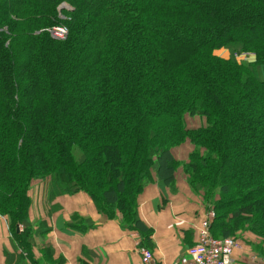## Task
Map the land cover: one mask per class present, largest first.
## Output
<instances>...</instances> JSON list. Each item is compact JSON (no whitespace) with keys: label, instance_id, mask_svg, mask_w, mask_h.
Wrapping results in <instances>:
<instances>
[{"label":"trees","instance_id":"1","mask_svg":"<svg viewBox=\"0 0 264 264\" xmlns=\"http://www.w3.org/2000/svg\"><path fill=\"white\" fill-rule=\"evenodd\" d=\"M64 2L60 42L44 30ZM188 140L213 236L264 238V0H0V215L12 227L31 230L38 180L50 199L88 194L148 241L139 196L154 177L174 190L172 148Z\"/></svg>","mask_w":264,"mask_h":264},{"label":"crops","instance_id":"2","mask_svg":"<svg viewBox=\"0 0 264 264\" xmlns=\"http://www.w3.org/2000/svg\"><path fill=\"white\" fill-rule=\"evenodd\" d=\"M37 192V203L28 211L31 230L12 227L0 215V264H144L146 249L155 264H182L208 212L181 168L174 190L162 191L154 177L139 196V216L152 232L148 241L123 228L119 213H100L86 193L50 199L48 183ZM238 252L235 264H244Z\"/></svg>","mask_w":264,"mask_h":264},{"label":"rangeland","instance_id":"3","mask_svg":"<svg viewBox=\"0 0 264 264\" xmlns=\"http://www.w3.org/2000/svg\"><path fill=\"white\" fill-rule=\"evenodd\" d=\"M70 10H72V7L67 2H64L59 7V11H60L59 12V18H60L59 24L60 25L61 24L63 26L65 25V22L68 19V14L66 11H70ZM61 18L64 21H62ZM65 26L67 27V25H65ZM52 28H48V29L44 30L51 37H52V35L50 34L49 30H51ZM68 35H69V33H68ZM68 35H67V38H68ZM246 35H250V34H246ZM53 39H55V38H53ZM55 40H57V39H55ZM65 40H63V41H65ZM57 41L63 42L62 40H57ZM214 54L220 58L225 59V60H229L231 57L230 52L225 48H220V49L215 50ZM236 59L239 63L254 64L257 61V56L255 53H243L241 55H237ZM185 126L187 129H190V130H198L200 128H205L207 126V120L205 118L198 117V116H195V117L186 116ZM194 151H195V145L191 142V140H188L185 143L176 145L172 148V153H173L174 157H177V162L179 163L178 167H177V171L179 168L182 169L183 174L186 177L187 183H188V179L190 177V173L188 172L186 166L192 162V154ZM201 151H202V153H204L205 149H202ZM46 184H47V181H38V180L32 181V184L30 186V190L28 192V208H27L28 211L32 205L37 203V199H38V192L37 191H38V189L44 187ZM189 188L196 195L200 196L203 206H205L206 210H208V212L205 216V218H206L211 211H214L212 205L205 202V199H207L208 196L206 195L205 196L206 198L204 199L205 193L203 191L197 193L190 186H189ZM31 191H32V194L30 196ZM217 193H219V191H217ZM217 195L218 194H216V199L219 200L220 197ZM18 229L22 230V227L18 225ZM232 236L235 237L239 241V243L244 246L243 251L238 252V256H237L238 258L244 259V262H243L244 264H251L252 262L255 264H264V238L263 237H260V236L254 234L253 232H251L250 230H247V229H240V230L236 231L235 233H233Z\"/></svg>","mask_w":264,"mask_h":264},{"label":"built area","instance_id":"4","mask_svg":"<svg viewBox=\"0 0 264 264\" xmlns=\"http://www.w3.org/2000/svg\"><path fill=\"white\" fill-rule=\"evenodd\" d=\"M53 38L65 40L69 33L63 25L55 26L49 30ZM215 218L214 211L202 220L197 235V243L188 250V259L182 264H235L234 255L241 252L244 246L233 237L216 238L212 234V220ZM22 227V226H21ZM144 264H155L154 254L150 250H143Z\"/></svg>","mask_w":264,"mask_h":264}]
</instances>
